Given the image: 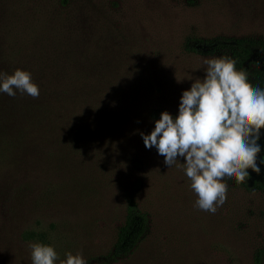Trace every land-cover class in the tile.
<instances>
[{
  "label": "rangeland",
  "instance_id": "obj_1",
  "mask_svg": "<svg viewBox=\"0 0 264 264\" xmlns=\"http://www.w3.org/2000/svg\"><path fill=\"white\" fill-rule=\"evenodd\" d=\"M213 37L264 44V0H0V72L28 71L40 92H0V264H32L24 231L56 264H264L254 172L225 177V203L202 211L183 158L168 168L139 134L178 115L205 58L227 56L183 48ZM128 200L147 231L113 259Z\"/></svg>",
  "mask_w": 264,
  "mask_h": 264
},
{
  "label": "clouds",
  "instance_id": "obj_2",
  "mask_svg": "<svg viewBox=\"0 0 264 264\" xmlns=\"http://www.w3.org/2000/svg\"><path fill=\"white\" fill-rule=\"evenodd\" d=\"M203 63V78H195L182 92L178 115L163 111L149 134H139L145 148L155 147L168 168L183 158L179 164L197 196L195 206L214 214L227 199L225 177L240 184L249 178L248 169L260 173L257 141L264 129V89L254 87L233 58H205ZM17 91L34 99L40 94L30 72H0V92L15 97ZM29 247L32 264H56L59 259L52 246ZM65 255L60 264H87L82 253Z\"/></svg>",
  "mask_w": 264,
  "mask_h": 264
},
{
  "label": "trees",
  "instance_id": "obj_3",
  "mask_svg": "<svg viewBox=\"0 0 264 264\" xmlns=\"http://www.w3.org/2000/svg\"><path fill=\"white\" fill-rule=\"evenodd\" d=\"M65 0H62L64 3ZM185 51L198 55H212L217 52H224L230 58L236 60L237 70H245L248 80L254 87L264 89V44L256 39H235L213 37L211 39L187 38L184 40ZM264 152V129L260 130V138L257 141ZM259 159L257 157V163ZM249 177L252 170L248 169ZM255 173V172H254ZM253 173V174H254ZM251 185L264 193V184L256 179L254 174ZM147 231V218L139 211L133 200H128L125 204L123 222L118 228L115 241L112 246L111 257L113 259L122 258L130 254L139 244ZM38 237L40 244L46 245L39 234L30 231L21 233L22 240H32Z\"/></svg>",
  "mask_w": 264,
  "mask_h": 264
},
{
  "label": "flooded vegetation",
  "instance_id": "obj_4",
  "mask_svg": "<svg viewBox=\"0 0 264 264\" xmlns=\"http://www.w3.org/2000/svg\"><path fill=\"white\" fill-rule=\"evenodd\" d=\"M258 159H259V165L261 166L260 167V173L257 174V173H254L256 174V179L260 180L261 182H263L264 184V163H261L262 160H264V152L263 151H260L257 155ZM251 183V182H250Z\"/></svg>",
  "mask_w": 264,
  "mask_h": 264
}]
</instances>
